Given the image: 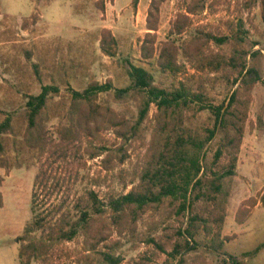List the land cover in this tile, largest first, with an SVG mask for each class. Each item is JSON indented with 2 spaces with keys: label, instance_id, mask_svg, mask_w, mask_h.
<instances>
[{
  "label": "rangeland",
  "instance_id": "obj_1",
  "mask_svg": "<svg viewBox=\"0 0 264 264\" xmlns=\"http://www.w3.org/2000/svg\"><path fill=\"white\" fill-rule=\"evenodd\" d=\"M97 1L0 0V123L10 117L13 127V133L2 138L4 156L0 161L7 166H0V264H17L20 247L39 239V235H24L30 219V195L37 165V153L26 148L23 142L25 121L20 114L25 108L26 97L37 96L41 86L59 89L47 104L46 127L54 130V127L66 124L70 89L82 92L91 82L104 84L107 81L113 89L129 87L128 63L143 68L158 87L173 88L182 82L193 93L203 92L207 101L215 106L226 101L237 87H231L233 76L225 65L217 75L199 74L179 57V63L186 65L185 74L172 78L160 73L155 58L143 61L140 58L141 46L146 34L154 33L146 28L150 0H139L135 9L131 0H105L103 12L96 7ZM193 1L166 0L160 5L157 31L154 33L156 50L159 51L163 42L173 41L179 46L192 36L200 39L207 34L231 36L240 41L242 49L247 52L243 57L246 66L259 73L260 82L251 92L235 177L228 183L229 196L221 238L229 240L221 251L213 252L205 248L201 237L197 240L199 248L184 254L182 259L185 264H223L231 257L240 264H264V247L254 253L259 245L264 244V203L260 202L264 194V27L259 0H203L193 14H188L185 7ZM174 25L184 26L181 36H168ZM102 29L110 31L117 42L115 58H107L99 51ZM230 48V45L211 43L207 52L219 53L227 61ZM255 51H260V54L251 58ZM98 103L129 120L136 118L137 102L118 104L110 92L100 95ZM155 113V108H151L143 145L134 146L128 152L129 159L124 165H114L113 170L106 173L99 167L104 156L93 161L87 156L81 158L83 181L69 189L73 199L82 196L87 201L86 193L92 191L104 203L121 192L122 186L130 182L143 160ZM207 116V112L198 114L192 122L197 125ZM220 138L217 133L206 147L207 162L211 160ZM104 139L112 142L110 135H105ZM213 179L207 172L203 179L206 195L211 192ZM250 199H254L256 205L249 209L247 220L238 225L236 212L243 202ZM39 201L41 211L50 210L52 202L47 203L41 198ZM153 219V232H149L147 223L150 219H147L139 224L133 238L119 237L108 227L107 240L100 249L121 257V264H176L177 261L142 241L145 236L154 237L156 241L165 243L168 253L174 242V233L184 227V221L162 222L158 215ZM81 248V242L62 244L33 264H79Z\"/></svg>",
  "mask_w": 264,
  "mask_h": 264
},
{
  "label": "trees",
  "instance_id": "obj_2",
  "mask_svg": "<svg viewBox=\"0 0 264 264\" xmlns=\"http://www.w3.org/2000/svg\"><path fill=\"white\" fill-rule=\"evenodd\" d=\"M104 1L96 2L100 12H103ZM165 1L150 0L147 31H157L158 10ZM201 1L187 3L185 11L193 14ZM138 2L131 0L133 9ZM259 8L264 27V0H259ZM183 29V25H174L168 36H181ZM154 33L146 34L140 58L143 61L155 58L160 73L172 78L185 74L186 65L179 63V57L199 74L217 75L225 65L233 76L231 87H237L226 101L215 106L207 101L203 92L193 93L182 82L173 88L158 87L143 68L128 63L129 87L113 89L107 81L104 84L91 82L82 92L70 89L66 124L54 127V130L46 127L47 104L59 89L41 86L37 96L26 97L25 108L20 114L25 121L23 142L26 148L37 153V165L30 195V219L24 235H39V239L20 247L17 264H33L49 256L54 247L79 242L82 245L79 264H121V257L100 249L107 240L108 227L119 237L133 238L139 224L147 219H150L147 223L149 232H153L156 215L162 217V222L185 223L183 228L175 231L168 253L165 243L154 237L148 235L142 241L177 261L176 264H185L182 256L199 248L197 240L201 237L205 248L213 252L221 251L229 240L221 238L229 196L228 183L235 177L251 92L260 82V75L255 69L247 68L243 59L247 52L242 49L240 41L231 36L207 34L202 39L192 36L179 46L167 41L157 51ZM211 43L231 46L227 61L219 53L207 52ZM117 49L110 31L102 29L99 33L100 53L115 58ZM258 54L260 51H255L250 57L255 58ZM110 92L118 104L138 103L134 120L99 105V96ZM151 108L156 111L154 125L148 134L143 160L130 182L104 203L92 191L86 193L87 201L82 196L73 199L69 189L83 181L81 158L87 156L93 161L104 156L99 167L106 173L111 172L114 165H124L129 159L128 152L134 146L143 145ZM204 112L208 113L207 118L193 124L196 116ZM12 133L11 118L7 117L0 123V160L4 156L2 138ZM217 133L221 138L207 162L206 147ZM105 135L112 136L111 143L104 139ZM2 162L0 166H7ZM207 172L214 178L209 195L204 192L203 183ZM128 187L131 188L127 191ZM39 198L52 202L50 210L41 211ZM260 202L264 203V194ZM255 205L254 199L243 202L236 212L235 222L242 225L249 216V209ZM263 247L264 244L259 245L254 253ZM223 264L240 263L229 257Z\"/></svg>",
  "mask_w": 264,
  "mask_h": 264
},
{
  "label": "water",
  "instance_id": "obj_3",
  "mask_svg": "<svg viewBox=\"0 0 264 264\" xmlns=\"http://www.w3.org/2000/svg\"><path fill=\"white\" fill-rule=\"evenodd\" d=\"M16 242H17V240H16Z\"/></svg>",
  "mask_w": 264,
  "mask_h": 264
}]
</instances>
